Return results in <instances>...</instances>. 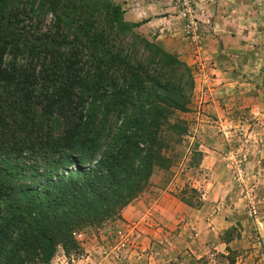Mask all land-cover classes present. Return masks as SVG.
Returning <instances> with one entry per match:
<instances>
[{
    "label": "trees",
    "instance_id": "16d2710c",
    "mask_svg": "<svg viewBox=\"0 0 264 264\" xmlns=\"http://www.w3.org/2000/svg\"><path fill=\"white\" fill-rule=\"evenodd\" d=\"M136 26L112 0H0V264H46L168 166L192 70Z\"/></svg>",
    "mask_w": 264,
    "mask_h": 264
},
{
    "label": "rangeland",
    "instance_id": "374dc122",
    "mask_svg": "<svg viewBox=\"0 0 264 264\" xmlns=\"http://www.w3.org/2000/svg\"><path fill=\"white\" fill-rule=\"evenodd\" d=\"M112 1L191 68L188 108L167 117L184 131H163L168 166L119 215L78 230L46 264H213L225 247L228 264H264V0H189L195 44L176 0Z\"/></svg>",
    "mask_w": 264,
    "mask_h": 264
},
{
    "label": "built area",
    "instance_id": "2783aa9c",
    "mask_svg": "<svg viewBox=\"0 0 264 264\" xmlns=\"http://www.w3.org/2000/svg\"><path fill=\"white\" fill-rule=\"evenodd\" d=\"M176 4L183 5L188 13L189 19L185 23V31L187 34L188 39L193 43H200V31L198 27V21L194 19V12L195 10L190 7V1L189 0H176ZM183 15H186V13H183Z\"/></svg>",
    "mask_w": 264,
    "mask_h": 264
},
{
    "label": "crops",
    "instance_id": "0c3cea01",
    "mask_svg": "<svg viewBox=\"0 0 264 264\" xmlns=\"http://www.w3.org/2000/svg\"><path fill=\"white\" fill-rule=\"evenodd\" d=\"M260 132H262V134H263V135H261L260 139H263L264 137L262 138V136H264V128H263ZM262 142H264V140H263ZM260 147H263V148H264V143H262V145H261ZM260 152H261V157H263V155H262V152H263V151H260ZM249 159H250V157H249ZM253 160H254V159H253ZM249 162H250V160H249ZM262 162L264 163V159L262 160ZM222 180H223V177H221V181L219 182V184H220L221 186H222V183H223ZM232 189H233V188H232ZM228 190H230V189L228 188V189H226V190L223 191V192H225L227 195H229V194H230L229 192H230L231 190H230V191H228ZM260 190L264 191V189H262V188H261ZM259 215H260V218L263 219L264 216L262 217L261 214H259ZM234 216H235V215H231L230 217H228V219L230 220V223H231V220L234 218ZM243 219H245V218H243ZM224 220L226 221V219H224ZM230 223H229V225H230ZM227 226H228V225H227ZM223 244L226 245L225 242H223ZM211 245L214 246L215 244H213V242H212ZM226 246H227V245H226ZM212 248H217V247L214 246V247H212ZM225 248H226V247H225ZM225 248H224V250H225ZM224 250L221 251V254H220V255H218V254L216 253V256H217V257H212V258L210 259V261L213 262V264H217V263H218V264H228L227 257L225 256V255H226V252H225ZM214 254H215V253H214ZM214 254H212V255H214Z\"/></svg>",
    "mask_w": 264,
    "mask_h": 264
}]
</instances>
